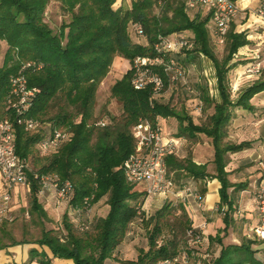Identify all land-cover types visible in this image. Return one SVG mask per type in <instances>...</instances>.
I'll return each instance as SVG.
<instances>
[{"label": "trees", "instance_id": "16d2710c", "mask_svg": "<svg viewBox=\"0 0 264 264\" xmlns=\"http://www.w3.org/2000/svg\"><path fill=\"white\" fill-rule=\"evenodd\" d=\"M116 1L0 0V43L6 45L0 66V120H10L16 154L26 162L31 160L34 166L26 170L29 181L26 212L39 222L46 220L47 213L39 200V178L55 175L59 183L71 184L73 193L68 206L78 217L74 224L66 211L61 217V231L44 229L43 224L39 237L30 241L13 240L10 245L46 247L52 258L71 260L72 264H108L106 260L113 258L130 225L139 218H143L147 248H140L135 259L124 260L123 264H157L182 251L177 235H184L192 228L184 206L180 205V215L174 214L175 208L168 202L150 216L139 215L138 209L147 197L145 189L128 183L121 170L124 160L135 151L132 127L139 119H147L153 125L160 118L176 120L173 136L184 138L188 145L185 156L176 153L165 158L166 175L178 188L187 179H216L220 184V205L227 206L223 217V231H226L229 212L233 209L228 189H242L241 184L228 180L225 171L228 153L250 145L246 141L226 142L227 125L235 107L252 110L251 98L264 91V71H260L252 84L236 96L232 94L228 79L232 58L240 47L250 45L244 32H235L232 22L222 44L225 53L218 57L212 44L210 12L190 16L184 0H133L130 7H115ZM52 2L62 18H67L56 30L45 20ZM130 29L136 39L132 38ZM183 31L191 32V47L166 59H173L185 72L181 57L185 63L204 57L210 61L216 80L215 95L206 83L192 86L201 104V120L196 123L183 108L176 110L168 103L157 102L150 87L135 90L131 85L132 71L128 70L110 88V97L121 105V113L110 116L104 110L108 121L99 125L104 117L96 113L97 91L112 64L120 58L131 64L137 56H154L153 45L158 36ZM154 71L163 79V90L178 81L170 82L161 66L154 67ZM16 75H23L28 88L36 90L29 111L19 115L6 106L10 78ZM19 117L36 121L37 128L26 130L17 123ZM54 130L68 132L69 139L56 151L41 154L39 141ZM199 134L209 138L213 147V174L205 164H196L192 159L190 145L198 141ZM103 197L108 206L106 214L89 224L82 212L85 199L93 206ZM165 232L171 233L172 238L164 239ZM210 241L221 243V237H211ZM255 242L243 238L239 244L224 245L210 264H222L233 252L252 251L250 247ZM184 250L189 254L193 249L188 245ZM33 261L51 263L45 250L34 248L30 249L28 259L30 263Z\"/></svg>", "mask_w": 264, "mask_h": 264}, {"label": "built area", "instance_id": "2783aa9c", "mask_svg": "<svg viewBox=\"0 0 264 264\" xmlns=\"http://www.w3.org/2000/svg\"><path fill=\"white\" fill-rule=\"evenodd\" d=\"M187 10H206L211 13V22L213 23V36L218 45L224 43L225 35L239 11L237 0H184ZM255 13L264 23V0H259L255 8ZM137 30L139 26L135 27ZM191 47L190 36L183 32L173 33L167 36H158L153 45L154 56H137L131 62V85L135 90H142L150 87L152 97L157 98L163 91L164 83L160 74L154 71V67L161 66L164 73L169 77V81L181 80L185 75L184 70L178 67L173 59H166L168 56L178 54ZM254 63L246 68L248 76L258 78L260 75L259 49L253 56ZM29 65V64H26ZM185 83V82H184ZM10 95L6 101L7 108L12 109L16 114H23L29 111L30 102L35 94V89L27 86L23 75H16L10 78ZM185 88L189 94H194L195 90L189 84L185 83ZM232 93L235 92V86H231ZM195 110L201 111L200 101L197 99ZM17 123L24 126L26 130H35L37 122L28 117H19ZM103 125L102 121L98 122ZM132 135L135 141V151L131 153L122 163L121 170L125 180L130 184H139L145 189L146 196H161L168 198L170 196H180L179 190L173 181L166 175L165 158L171 154H176L180 147L178 138L171 135H164L160 125H153L147 119H139L132 127ZM70 137L68 132L54 130L47 134L38 143V149L41 154H50L57 150L60 145ZM258 168V186L255 195L256 210L258 213V223L250 228L248 237L258 242V250H261L262 257L256 264H264V154L257 159ZM27 162L20 158L15 152L13 126L9 119L0 120V173L6 186L2 195L3 204L0 208V221L8 211V202L11 199L10 189L18 184L29 187L27 178ZM41 189L39 195L46 190H53L57 198L66 199L72 195V187L68 181L59 183L57 176L44 175L39 178ZM185 195H193L197 206L202 207V197L199 194H193L188 190L183 191ZM184 195V196H185ZM85 209L82 211L84 217L89 218L92 206L88 205V199L84 201ZM226 210L220 209V214L224 215ZM139 215L147 217L144 213L143 205L138 209ZM143 218L137 219L142 221ZM133 224V223H132ZM130 230L127 235H130ZM186 238L193 250L180 251L177 255L160 260L157 264H200L196 259L194 246L202 244L205 235L202 231L192 227L186 231ZM251 264V263H243Z\"/></svg>", "mask_w": 264, "mask_h": 264}, {"label": "crops", "instance_id": "0c3cea01", "mask_svg": "<svg viewBox=\"0 0 264 264\" xmlns=\"http://www.w3.org/2000/svg\"><path fill=\"white\" fill-rule=\"evenodd\" d=\"M132 1L133 0H117L115 7H130ZM258 1L259 0H237L239 11L232 21L233 24L235 22L234 30L235 32L243 31L246 34L247 39L251 42L250 45L248 44L240 47L232 58L233 68L228 72V79L230 85L235 86V92L232 93L233 96H236L240 91L256 80L254 76H248L245 72L246 68L253 64V56L257 49L260 50L259 45L264 41V30H262V33H255L256 36L252 35V31L256 30L258 27L264 29L263 21L256 18L251 11L257 6ZM192 11H195L193 14L199 12L202 15L206 14V10L202 9L189 10V12ZM243 12L248 18L241 23L238 20L241 18L240 15ZM193 14L190 15L189 13L190 16H193ZM210 25L213 27L211 21ZM183 33L188 36L192 35L189 31H183ZM252 41L255 44H252ZM261 72L263 71L261 70ZM212 75V89L214 90L213 94L215 95L216 90L214 88L216 80L213 69ZM250 104L253 105L252 110H246L239 107L233 109L232 117L227 125L226 136L224 139L226 142L232 144H238L244 141L250 143L247 148L241 151L228 153V162L225 167V171L228 172V180L233 184H241L242 189H235L234 187L228 189L231 198L230 200H232L233 203V209L229 212L230 221L226 231H223L225 227L223 219L214 213L215 208H224L227 211L226 205H220V184L216 179H187L181 188H176V190H179L178 192L180 193V196H173L176 197L177 200L179 199L183 204L187 216L192 223V227L203 232L205 235L203 243L205 244L211 242L210 238L215 236L221 237V243L219 244H223L222 242L225 241V235L228 232L233 234L231 240H236L231 244H239L237 239L240 237V233L246 231L247 238H249L248 234L250 228L255 227L258 223L255 195L259 174L256 162L258 157L264 154V91L254 95L250 100ZM193 113L199 118L198 120H201L200 112L194 110ZM198 115L200 116L198 117ZM193 120L196 123L198 122L196 118H193ZM176 128L177 126L172 129L171 133H167V135L173 136L176 132ZM179 141L180 147L177 154H180L178 156L183 157L185 156L188 142L184 138L179 139ZM190 146L193 161L196 164H205L207 171L213 174L215 170L214 164L212 163L213 147L210 143V139L203 134H199L198 141ZM184 190H188L193 194H199L202 197L203 206L201 208L198 207L193 195H185L183 192ZM3 191L4 183L0 173V193ZM10 191L12 201L15 204V206L10 208L12 211V209L17 207L16 203H21V201L26 199L29 187L23 184H18L12 187ZM52 194L54 193L51 189L40 194L39 200L41 204L45 202L47 206L50 205ZM162 200L163 199L160 196H155L153 198L152 196L146 197L143 202L144 204H142L144 213L146 207L151 204L159 205ZM215 217L218 219H215ZM125 243L126 242L124 241L121 243L119 246L120 250L125 249ZM0 246V264H36V261L31 263L28 262L29 251L32 248L38 251H41L42 249L45 250L48 257L51 259V264H72L71 260L52 258L49 249L46 247L42 248L34 244L10 245V243L3 242L0 243ZM222 246L224 245H220V249ZM196 254L198 255V253Z\"/></svg>", "mask_w": 264, "mask_h": 264}, {"label": "rangeland", "instance_id": "374dc122", "mask_svg": "<svg viewBox=\"0 0 264 264\" xmlns=\"http://www.w3.org/2000/svg\"><path fill=\"white\" fill-rule=\"evenodd\" d=\"M255 8L252 9L251 11L253 12L254 16L258 18L255 13ZM189 13L191 15L195 13V11ZM240 17L241 18L238 21L241 23H243L246 20V18H248L244 12L240 15ZM45 20L48 22L51 28L56 30L60 25L61 21L67 20V18L66 19L62 18L57 5L52 2L48 7ZM233 25H235V22ZM130 30H131L132 38L136 39L133 35L132 29ZM262 30L264 29L258 27L256 30L252 31V35L256 36L255 33H262ZM211 38L215 53L217 54L218 57H222L225 53L224 46L218 45L215 41V38H213V35L211 36ZM252 44L255 43L252 41ZM259 48H260L259 50L260 58L262 59L260 71L261 70L264 71V41L263 43H261V45H259ZM5 50H6V45L5 43L1 42L0 66L3 63ZM252 61L254 63V60ZM180 62L185 69V75L183 76V78H181V80H178L174 84H170L165 90H163L160 93V95L157 96L156 100L157 102L163 104L168 103L169 105L173 106L176 110H181L183 108V110L187 112V114H189L192 118H196L197 121H199L198 120L199 118H197V116L194 115L193 113L195 110L194 107H196V103H197V97H196L197 95L195 93L189 94L183 87V84L188 83L195 88L196 84L206 83L210 93L213 94L214 92V90L212 89L213 68L210 61H208V59L204 57H200V59L197 62H193V63H185L181 57ZM128 70H131L130 62L122 58L118 59L117 61H115L114 64H112L109 73L107 74L105 79L101 82L98 88L97 91L98 94L96 96V107H97L96 113L104 117L103 119H101V121L105 123L108 120L104 116L105 114L104 110H106L110 116H118L121 113V107H120L121 105L113 97L112 98L110 97V88L113 85V83L116 80L120 79L122 75ZM199 116L200 115H198V117ZM158 123L160 124L161 130L164 135H167V133H171L172 129L175 128V126H177V122L175 121L174 118H166V119L160 118ZM27 165L29 169L34 168V166H32L33 164L31 160H28ZM5 190H6V186L4 184V191L0 193V208L2 207L3 204L2 195L4 194ZM53 193L54 194H52L50 205L47 206L45 202L42 203L47 213V218L46 220H43L44 221L43 223L39 222V220L36 217H34V219L30 218L28 213L26 212L28 195L26 199L21 201V203H16L17 207L12 209V211L10 208L15 206V204L11 198L7 204L8 211L0 221V243L2 242L10 243L13 240L20 241V239L28 240V241L33 240L34 238L39 237L43 224H44V229H50L59 232L62 230L61 217L63 213L66 211L68 213L70 220L74 224H77L78 217L75 216V213L73 212L72 208L68 206V200L59 199L57 198L55 192ZM153 197L155 196H152V198ZM161 198L163 199L162 202H160L161 206L164 203L168 202L172 204L173 208H175L173 210L175 215L181 214L180 205L183 204L179 201V199L177 200L176 197L173 196H170L168 198H164V197ZM160 203L159 205L151 204L150 206L146 207L145 214H148L149 216L152 215L158 208L161 207ZM107 209L108 206L106 204V197H103L92 206V210L89 215V218H87V220H89V224L92 223L93 221L95 222L98 218L103 217L106 214ZM214 213L215 215H218L221 219H223L224 216L220 214V209L215 208ZM215 219L218 218L215 217ZM129 230L131 233L130 235H127L126 239L124 240V242H126L125 249L120 250V247H118V250L114 252L113 258L106 260L108 264H123L124 260L135 259V257L138 254V250L140 248L143 249L147 248L146 230L142 222L138 220L134 221L133 224L130 225ZM228 233L225 235V241L222 242L223 244H219L217 241H214V242H209L208 244L205 243L198 244L193 247L195 248L194 252L198 253V255H196L195 258L200 261V264H203L204 262L209 264L212 263L213 260L219 255L220 245H227L236 241V240H231V238H233V234L231 232ZM171 238H172L171 233L169 232L164 233V239H171ZM243 238H247L246 231L240 233V237L237 239L238 243L242 242ZM177 240L181 250H184V248L188 247V245L189 247L193 246L188 243V239L186 238L185 234L184 235L178 234ZM250 248L252 251L244 250L241 252L238 251L236 253L233 252L229 254L225 258V260H223L222 264L258 263V260H260L262 257L261 250H258L259 248L258 243L255 242ZM255 249L256 251H254Z\"/></svg>", "mask_w": 264, "mask_h": 264}]
</instances>
